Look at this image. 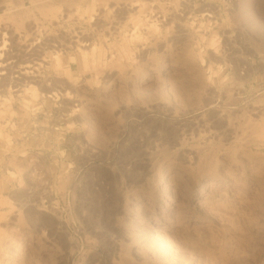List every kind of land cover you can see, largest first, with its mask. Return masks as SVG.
Returning a JSON list of instances; mask_svg holds the SVG:
<instances>
[{
	"label": "rangeland",
	"instance_id": "1",
	"mask_svg": "<svg viewBox=\"0 0 264 264\" xmlns=\"http://www.w3.org/2000/svg\"><path fill=\"white\" fill-rule=\"evenodd\" d=\"M34 1L0 23L64 50L0 91V264H264V0Z\"/></svg>",
	"mask_w": 264,
	"mask_h": 264
},
{
	"label": "bare ground",
	"instance_id": "2",
	"mask_svg": "<svg viewBox=\"0 0 264 264\" xmlns=\"http://www.w3.org/2000/svg\"><path fill=\"white\" fill-rule=\"evenodd\" d=\"M134 1L136 0H124L123 3H127L129 6H131L132 2ZM33 4L35 6H39L44 4V1L37 0L34 1ZM158 8L159 9L155 10V14H161L160 7ZM18 10H20L21 12H25L24 8L22 7H19ZM185 11H187L185 10V6H180L179 15H185ZM204 12V14H206L207 12L211 13L210 6L204 9ZM200 13V17H203V12ZM47 16L49 20L53 18L59 19L58 23L60 21L63 22L66 20H72L74 18L69 12H63L61 17L55 15L54 13L48 14ZM26 17L30 21L29 16L27 15ZM212 18H215V16L213 15ZM208 25L209 23H207V26ZM31 27L33 28V33L42 31V40H39L31 33H28L26 31H20L14 28L12 29L9 25L0 23V91H8L11 89L15 92H24L25 87H27L29 77L37 73L42 68H46L47 66L49 56L46 54L47 51H44V49L48 46L52 47L53 53H58L64 50V45H62L58 39L55 40L51 38L50 35L44 29L43 24L36 25L34 22ZM7 32H9V37H14L15 44H12L8 39H6ZM71 32V41L76 43L79 40L83 45L88 44L87 39L82 37V31L77 29ZM260 109L261 108L259 107H253L252 113L257 114L260 112ZM261 129H264V124L260 126V131ZM244 140L246 142H255L258 145H263L264 134H258L255 136L250 135L244 137ZM203 190L204 188L202 187L200 191Z\"/></svg>",
	"mask_w": 264,
	"mask_h": 264
}]
</instances>
